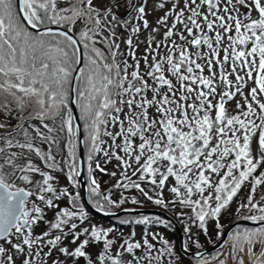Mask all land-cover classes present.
<instances>
[{
	"label": "snow or ice",
	"instance_id": "6c2138e0",
	"mask_svg": "<svg viewBox=\"0 0 264 264\" xmlns=\"http://www.w3.org/2000/svg\"><path fill=\"white\" fill-rule=\"evenodd\" d=\"M80 144L98 210L128 202L92 177L102 152L128 181L116 187L190 209L205 235L209 222L224 235L225 214L256 225L233 220L196 264H264V0H0V264H183L156 234L118 242L84 227L79 195L59 183L75 185Z\"/></svg>",
	"mask_w": 264,
	"mask_h": 264
},
{
	"label": "rangeland",
	"instance_id": "374dc122",
	"mask_svg": "<svg viewBox=\"0 0 264 264\" xmlns=\"http://www.w3.org/2000/svg\"><path fill=\"white\" fill-rule=\"evenodd\" d=\"M160 15H163L162 12H160L159 10L156 11L155 14L149 15L148 19L150 22H154L156 20V18ZM161 31H163V29H161ZM145 37L141 36V39L143 40ZM160 37H157V39H159ZM143 50H144V45L141 44V48H140V52L138 53V55H142L143 54ZM143 67V64H142ZM252 85V84H251ZM250 88V87H248ZM248 88H245V92L248 91ZM237 100H241L242 98L237 96L236 97ZM228 110L230 114H235V102H230L228 105ZM78 112V111H77ZM79 115V113H78ZM107 139V138H106ZM104 147H106V145H104ZM84 152H83V159H84V166H83V177L84 180L86 182V198L87 201L89 202L90 205L92 206H96V204L94 203V199L91 196L90 192H89V187H90V178H89V164L90 162L87 160V156H88V149L86 147L83 146ZM78 152V146L76 149V156ZM96 160H98L101 164V167L106 168V172H100L98 169L95 168V163L93 162L91 164L92 167V177L95 178L98 183L100 184V190L101 192L108 194L107 190L112 189L116 184L117 181H121L122 183H125L126 180L122 179V171L123 169L121 167H118L119 162L116 161L115 159H112L110 162L105 163V157L103 155V153H98L96 154ZM76 167H77V171H79L78 168V161L76 159ZM115 173L116 175L113 176L111 175V173ZM128 175L130 177L131 176V172H128ZM60 185L63 187H67L68 190L70 191V193L73 196H76L77 194L79 195L80 199L78 201L79 204H82V200H81V196H80V191L78 188V178L77 176L75 177V185H73L72 183H69L66 179L63 178V175L61 174V180L59 181ZM174 183V180H172L169 183V187L172 186V184ZM145 187L150 188V186L145 185ZM245 191H247V189H245ZM133 195L135 194L137 196V198H139V200L141 201V203L139 204H133V205H124V206H120L119 208L114 207V206H109L107 208V210L111 211V212H117L120 210H124V209H159L161 211L166 212L167 214H169L178 224H180V228L182 230L183 236H184V246H188V251L194 252V251H200L201 249H204L206 247L211 246L212 244H215L217 242V236H216V232L215 230L212 228L211 226V222H209V233L207 235H205L203 233L202 230H200L199 228H197L195 226V224L192 223V220L189 219L190 216H192L191 210L188 208H181L179 205H177L175 207V211L169 212L168 209L169 208H173V205L171 203L168 204L167 209L161 207V206H157L154 203L147 201L146 199H144L139 192L136 190L135 192L132 193ZM163 196L166 200L170 201L173 199V194L170 193L168 191L167 188H165L163 190ZM112 198V197H111ZM115 200V199H113ZM61 207H70V205L68 204L67 200L62 199L61 200ZM233 207H235V205H233ZM96 208V207H95ZM85 211V210H84ZM86 212V211H85ZM87 213V212H86ZM180 213H183V215H181ZM53 215L52 211L48 212V217L51 218ZM87 215H89V213H87ZM92 216V215H91ZM94 216V215H93ZM128 218H127V217ZM143 216H133V215H123L120 216L118 218H120L121 220L124 219H128L129 221L141 218ZM151 219H155V217L157 216H148ZM117 218V219H118ZM163 220V219H162ZM233 220H239L238 217L230 215V214H225L224 216L221 217V223L224 225V230L232 223ZM97 221V219H96ZM165 221V220H164ZM86 224V223H85ZM87 226L84 227H88L89 225H92L91 223L87 222ZM108 223L105 221L99 222V223H94V225H97L99 227H103L105 229L107 228H112L115 229L113 236L118 238V242L122 241L123 239H127L130 234L132 232H135V239L136 240H141L142 236L147 235L148 238L151 240V236L152 234H156L158 238L167 240L172 246H174V248L179 251V246H178V240H177V236L174 234L172 226L169 225L166 221L165 223L161 224V223H148V224H135V223H130L128 225H126V228H123V226H108ZM131 226H135V228L132 229ZM186 226H191V231L193 234L195 233H199L198 236H193V239L198 240L199 244L201 245L200 249H197L195 247V244H192L189 241V234L185 233L184 229ZM242 226H246V225H242ZM43 227V226H42ZM117 227H119L122 230H117ZM247 227H255V226H247ZM37 231H40V229H37ZM121 233L123 234L121 236ZM186 241V244H185ZM153 243H156V241H152ZM157 247H160L159 244H157ZM98 249H94L93 251H97ZM113 251H115V249H113ZM221 251V249H217L213 252H211L210 254H204L207 258L210 259V257L212 255H214L216 252ZM185 257V256H184ZM187 259L184 260L183 259V264H196V257H186ZM93 259H95V257L93 256ZM80 264H84V261L81 260ZM166 264V262H165Z\"/></svg>",
	"mask_w": 264,
	"mask_h": 264
},
{
	"label": "water",
	"instance_id": "95a60500",
	"mask_svg": "<svg viewBox=\"0 0 264 264\" xmlns=\"http://www.w3.org/2000/svg\"><path fill=\"white\" fill-rule=\"evenodd\" d=\"M23 22V21H22ZM74 107V106H73ZM74 115L78 116V112L74 111ZM77 123H80L77 121ZM77 161H78V168H79V175L77 176L78 178V186L80 190V196L82 200L83 207L92 215L98 217V218H103V219H114L118 218L123 215H133V216H157L160 217L161 219L165 220L167 223H169L172 226V229L177 236L178 240V246H179V251L182 253L183 256L185 257H195V253L197 251L191 252V251H184L185 246H184V236L182 233V230L178 223L167 213L164 211H161L159 209H128L129 211H124L120 210L117 212H108L109 214L106 215L105 211L98 210L94 208L92 205L89 204L86 198V182L83 177V166H84V159H83V145L80 144L78 145V153H77ZM240 225H246V226H256L253 225L252 222L250 221H243V220H237L236 221ZM234 225L231 223L225 230H224V235L215 243L212 244L209 247H206L204 249H201L199 252L202 254H210L211 252L217 250L220 248V244L223 243L224 240L227 239V233L229 229L233 228Z\"/></svg>",
	"mask_w": 264,
	"mask_h": 264
},
{
	"label": "trees",
	"instance_id": "16d2710c",
	"mask_svg": "<svg viewBox=\"0 0 264 264\" xmlns=\"http://www.w3.org/2000/svg\"><path fill=\"white\" fill-rule=\"evenodd\" d=\"M222 55V54H221ZM252 85H251V82H249V84H248V87H251ZM247 87V88H248ZM213 115H214V113H213ZM83 152H84V149H83ZM131 179H133V180H136L137 179V177H131ZM128 181H125V183H127ZM136 190L135 189H132V188H128V189H124V188H122V187H116V185L112 188V189H109V190H107V193H110L111 194V197H112V199H115V201H119V199L123 196L124 198H126L127 200H128V202L127 203H125L124 205H133L130 201H131V198L133 197V196H135L136 198H137V196L134 194H132L133 192H135ZM138 200H139V198H137ZM124 205H122V206H124ZM94 207V206H93ZM96 207V206H95ZM84 208V207H83ZM97 208V207H96ZM84 210L86 211V209L84 208ZM106 211L107 212H111V211H109V210H107L106 209ZM168 211L169 212H172V211H175V209H172V208H169L168 209ZM87 212V211H86ZM87 213H89V212H87ZM92 214H90L89 213V215H87V220H86V224H84V226H87L88 224H87V222L88 223H91V224H94L95 222L96 223H99V222H102V221H105V222H107L108 224V226H123V228H126L127 226L126 225H128V224H122L120 221H121V219L120 218H115V219H103V218H98V217H96V216H91ZM127 217V216H126ZM128 218V217H127ZM96 219H97V221H96ZM124 220H128V219H124ZM130 224V223H129ZM179 226H181L180 224H179ZM119 227H117V230H122V229H120ZM132 227V229L133 228H135V226H131ZM113 228V227H112ZM185 244H186V241H185ZM183 259L184 260H186L187 258L186 257H184L183 256Z\"/></svg>",
	"mask_w": 264,
	"mask_h": 264
},
{
	"label": "flooded vegetation",
	"instance_id": "af4514ba",
	"mask_svg": "<svg viewBox=\"0 0 264 264\" xmlns=\"http://www.w3.org/2000/svg\"><path fill=\"white\" fill-rule=\"evenodd\" d=\"M218 241V240H217ZM210 264H211V261H210Z\"/></svg>",
	"mask_w": 264,
	"mask_h": 264
}]
</instances>
